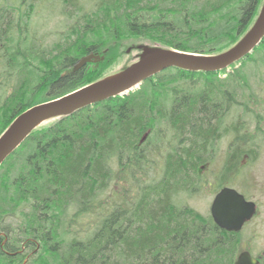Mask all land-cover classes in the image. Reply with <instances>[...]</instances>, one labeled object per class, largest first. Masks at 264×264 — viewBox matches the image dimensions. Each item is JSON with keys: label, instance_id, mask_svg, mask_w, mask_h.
Segmentation results:
<instances>
[{"label": "trees", "instance_id": "trees-1", "mask_svg": "<svg viewBox=\"0 0 264 264\" xmlns=\"http://www.w3.org/2000/svg\"><path fill=\"white\" fill-rule=\"evenodd\" d=\"M261 1L95 0L93 15L75 21L80 31L50 48L34 41L23 13L0 7V69L10 91L1 87L0 135L26 109L88 85V65L74 67L111 39L151 44L132 48L120 71L143 47L216 55L245 35ZM58 2L78 12V0ZM96 65L105 69L106 58ZM248 67L264 78V39L231 72L169 68L34 130L0 168V264H233L239 233L175 198L203 192V167L226 134L214 194L235 188L242 162L257 158L246 125L227 121L250 95ZM257 260L264 264V253Z\"/></svg>", "mask_w": 264, "mask_h": 264}, {"label": "rangeland", "instance_id": "rangeland-1", "mask_svg": "<svg viewBox=\"0 0 264 264\" xmlns=\"http://www.w3.org/2000/svg\"><path fill=\"white\" fill-rule=\"evenodd\" d=\"M0 7L7 8V10L11 9L16 13L17 11L23 13L26 23L29 24L31 22L29 30L35 38L34 41L41 43L43 48H50L62 42L69 35L70 29L74 31V27H76L77 31H80L79 23H75V21L80 19L78 18L79 16H82L81 18L84 20L83 18H86V15H93L92 13L96 10V2L95 0H78V12L73 15L64 12V5L62 7L58 0H44L43 2L42 0H0ZM2 22L3 20L0 21V23ZM140 44L143 46L151 45L145 39H136L134 37L111 39L107 42L102 48V51L105 50L99 55L103 58L105 56L107 67L103 69L101 65L97 66L96 64H99V62L90 63L88 65L90 73L88 77L89 83L100 78L103 74L108 77L120 72L119 69L132 59L134 47ZM1 50L2 48L0 47V53ZM87 55L88 53H85L79 59ZM252 68L248 67L247 69V75L250 76L247 87L249 91L247 93L253 95V99L249 97L250 95H243V99H239L240 102L234 108L227 121L231 123L235 121L243 122L246 128L243 130L242 135L247 138L253 136L258 149V156L255 160L245 159L242 162L240 173L236 175L232 185L243 191L247 200L253 201L257 205L256 215L238 234V253L248 251L253 257L259 258L264 253V78L260 80L252 78L251 76L255 74V72L252 73ZM231 70L228 72H231ZM5 74L0 69V98L4 96L7 90L8 93L10 92L9 87L3 84L5 81L9 84L4 77ZM1 87L5 88L4 93ZM244 106L251 113H244ZM45 125L46 123L43 124V126ZM231 139L232 134L224 135L218 142L213 161L203 167L204 176L207 179L203 192L197 196L179 194L175 198L176 203L187 205L203 216L210 214V205L214 197L212 186L216 181L214 178L226 160L228 142ZM84 220L82 221L84 222ZM8 222H10V219L6 220V223Z\"/></svg>", "mask_w": 264, "mask_h": 264}, {"label": "water", "instance_id": "water-1", "mask_svg": "<svg viewBox=\"0 0 264 264\" xmlns=\"http://www.w3.org/2000/svg\"><path fill=\"white\" fill-rule=\"evenodd\" d=\"M264 39V0L259 14L246 34L228 50L217 55H203L177 50L143 47L139 59L112 76L83 86L56 99L34 105L18 116L0 135V167L26 138L46 121L66 117L110 98L126 95L145 80L168 68L189 72L217 73L250 55ZM103 57L88 54L75 65L78 70ZM257 206L236 189L221 188L213 197L210 216L227 232L238 233L256 214ZM233 264H259L248 251L241 252Z\"/></svg>", "mask_w": 264, "mask_h": 264}, {"label": "flooded vegetation", "instance_id": "flooded-vegetation-1", "mask_svg": "<svg viewBox=\"0 0 264 264\" xmlns=\"http://www.w3.org/2000/svg\"><path fill=\"white\" fill-rule=\"evenodd\" d=\"M3 38L5 39V35H3ZM4 39H3V41H2L3 43H5V40H4ZM2 42L0 43V47H1V48L3 47V43H2Z\"/></svg>", "mask_w": 264, "mask_h": 264}]
</instances>
